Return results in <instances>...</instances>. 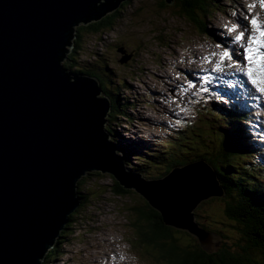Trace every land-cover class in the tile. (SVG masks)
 <instances>
[{
  "label": "water",
  "instance_id": "water-1",
  "mask_svg": "<svg viewBox=\"0 0 264 264\" xmlns=\"http://www.w3.org/2000/svg\"><path fill=\"white\" fill-rule=\"evenodd\" d=\"M122 1L0 0V264H42L79 207L77 185L88 172L136 190L204 249L219 245L194 218L199 204L224 195L217 172L199 162L155 183L124 178L105 135L110 103L96 80L72 82L59 64L74 26Z\"/></svg>",
  "mask_w": 264,
  "mask_h": 264
},
{
  "label": "rangeland",
  "instance_id": "rangeland-1",
  "mask_svg": "<svg viewBox=\"0 0 264 264\" xmlns=\"http://www.w3.org/2000/svg\"><path fill=\"white\" fill-rule=\"evenodd\" d=\"M154 1L132 0L128 6L123 7L122 11H120L119 17L111 32H105L106 34L96 36H83L79 41L82 47L76 51L78 53V59L81 63H89L90 60L98 58V61L93 67L103 74L104 80L110 82L109 89L111 91L117 89L119 80L122 82L126 74L129 75H127L128 79L134 75H141L140 77L134 78L135 81H143L139 89V94L145 93L160 97L162 93L166 92V86L173 87V83L169 80L168 71L172 66H176V60L181 57V59L188 61V57H193L195 51L196 54L200 51H205L209 54L211 51L215 50V44L222 39L219 35V25L222 22L224 24L227 23V21L229 22L227 19L229 14H223V12H228L229 9L235 7V5L238 7V10L239 6H241L243 10L246 11V3L251 2V0H216L218 10L214 7V4L212 5L208 2L213 6V10L210 13L205 15L202 14V19L198 16L201 21H197L194 17V19L191 18L192 20L190 19L187 21L186 18L175 16L173 12L168 13V11H166L165 13V11H162L160 7L157 6V4L160 3L159 0ZM175 4L176 2L174 1L172 6ZM118 9L119 7L117 10ZM114 11L115 10L112 12ZM121 15L123 17L120 19ZM198 17L196 18L198 19ZM203 23H205V29L203 28L202 33L199 27ZM81 24L84 25V23H78L74 27L77 28ZM73 37L74 38L70 40L72 45L70 47L71 51L72 47H74V32ZM119 47L125 48L127 52L133 54L132 60L126 64L127 66L125 67L118 62L122 57L120 53L116 52ZM218 50L216 49L215 51ZM65 62L66 61L62 60L60 64L62 65ZM186 67H188V64ZM89 68H92V66H89ZM156 82L160 84V88L156 89L154 87V83ZM198 93L195 99L196 103L193 104L195 107L203 103L202 101H198V99L204 100L200 90H198ZM118 95L128 96L130 94L126 89H123L120 90ZM140 101L142 102L143 100L140 99ZM163 106H165L163 102H158L157 108ZM137 110L136 113L138 115L139 112ZM242 110L244 111L245 107H243ZM203 111L206 112L207 115H212L211 108ZM164 112L165 111H160L158 115L159 121H163L162 114ZM172 116H174V113ZM189 118L190 114L188 112V119ZM155 124H158L157 116L154 117V125ZM218 124L221 126L223 121L218 120ZM197 126V123H195L193 126L185 129L180 139L174 138L172 134L169 135L168 133L155 130L159 135L158 138L160 141L168 143L170 146L176 145V147L171 146L169 149L175 164L179 165L182 164L181 162L185 161V157L188 156V153L193 151L190 150V147H193L199 156L205 152L204 156L200 157L205 160L203 162L207 165H210L208 160L218 158L220 151L216 153L213 146L211 147L207 144L206 139L200 137L205 140L203 147L206 148V151L202 150L200 144L196 142ZM228 127L229 124H226L223 129H228ZM119 132L120 136L117 138V142L123 140L125 137L123 133L124 128H120ZM141 132V137L146 140L150 139V130L146 131L141 128ZM246 138L249 137H245V139ZM127 139L128 138H126V140ZM244 148L250 149V146ZM157 150V145L150 149L147 159H149L151 155H156ZM254 159H257L259 162H255ZM226 166L228 172H230L229 166L231 165L227 162L219 165V169L225 168ZM151 168H153L152 174L156 176L155 180L164 177L161 173L162 170L158 171L155 167ZM178 168L179 167L176 169ZM252 168H254V171H251ZM239 170L241 171V173H239L241 178L248 182L249 185H257L251 177L253 175H260V172L262 174L261 181L264 182V160L259 153H254L252 157L246 158L242 164L236 166V172ZM92 173L102 175V179L100 180L92 176L94 179L85 183V187H92L95 189L96 196L92 203H88L85 206L88 208L87 210L81 211L79 208L76 212L77 221L74 225H69L68 228L70 230L66 236H63L64 238L61 241H63L62 247L64 252L58 260L55 261V264H97V260L105 258L104 256L112 257L111 246H113V244L117 246L124 257L127 256L125 255L127 253L129 257H132L131 245H136L134 239H137L136 236L140 237V235L136 231L133 239L132 231L127 228L136 225V223L131 221L128 214L121 212L118 207L128 206L129 209L133 210L136 205L135 200L133 196L130 195H115L111 189V180L106 174H102L101 172H88L85 177L92 175ZM142 199L146 200V198L143 197ZM223 199L224 198H219L215 202L206 199V201L199 204L196 208L197 210L194 211V218L198 226L199 224L207 226L205 228L199 227L200 230L218 237H226L230 239L231 242H234L239 235V231L237 225H233L235 222L228 220L223 214V210L227 207ZM146 202L148 201L146 200ZM203 203L205 204L200 207ZM148 204L149 206L151 205L149 202ZM127 222L129 223L125 227ZM71 230L74 231L72 232ZM189 234L190 233H188V236ZM188 236H183L178 241L184 245L188 243ZM122 239L129 249L121 243ZM194 243L197 244L195 240ZM156 253L160 256L158 249H156ZM138 256L144 261L141 263L139 260L135 259L136 264H166V262L161 260H159V262L153 261L147 254H140Z\"/></svg>",
  "mask_w": 264,
  "mask_h": 264
},
{
  "label": "trees",
  "instance_id": "trees-1",
  "mask_svg": "<svg viewBox=\"0 0 264 264\" xmlns=\"http://www.w3.org/2000/svg\"><path fill=\"white\" fill-rule=\"evenodd\" d=\"M131 1L132 0L122 1L121 7H119L118 10L116 9L113 13L107 14L102 19L97 18V20L87 22L75 28L77 33L73 42L74 53L68 56V63L63 64L67 71L78 72L88 77L95 78L100 82V88L102 89L104 99L108 98L112 105V110L110 112L111 120H107L105 135L107 141L113 145L116 143L118 126L124 127L122 122L125 118L131 121V116L127 112V105H129V103L126 104L121 96L118 95L120 90H127L129 88L127 85L128 82L123 80L122 83L119 80L117 89L111 91L109 89L110 82L104 80L103 74L93 67L98 61V58L90 60L93 63L91 65H88V63L83 65L75 54H78L76 51L82 47L79 41L83 36H96L111 32L119 17L120 11H122L123 7L128 6ZM214 1L215 0H175L176 4L172 6L167 4L166 0H159L160 3H158L157 6L160 7L162 11H165V13L166 11H168V13L173 12L175 16L186 18L187 21L191 18L201 21L198 16L202 19V14L205 15L210 13L213 10L212 5ZM223 13L229 12L226 11ZM122 17L121 15L120 19ZM196 17H198V19ZM203 28L205 29V23L199 27L202 33ZM89 66H92V68H89ZM125 66L127 65H123V67ZM220 116V114L214 115L213 117L216 118V120L206 119L202 133L207 144L211 147L213 146L216 153L220 151L218 158H212L213 161H208L216 171H219V180L227 194L223 199L227 204L226 209L223 210V214L228 220L235 222L233 225H237L239 231V235L234 242H231V240L226 237H221L217 250L216 248L204 249L192 235H189L190 237L188 236V231L183 232L184 230L182 231L181 229L168 225L164 222L161 213L153 206L150 205V207L146 200L140 198L132 191L125 189V186L123 187L113 176L110 178L111 183L115 185L111 188L115 195H130L133 196L135 200V208L131 210L126 206L128 211L126 214H133L136 216L133 221L136 225H132L131 227H133L132 230H136L139 233L140 237L136 236L137 239H133L135 243L142 241L133 246L137 247L142 243L152 244L151 247L155 251L153 257L157 261L161 260L166 262V264H264V189L259 183L258 185H249L248 182L241 178L239 172H236L234 163L239 164V159L246 155L247 152L240 148L241 138L239 135L234 134L230 130L223 129L226 124H229L230 127L231 123L228 119H226L221 126L218 125L217 120L222 117ZM117 123L118 125H116ZM202 125L203 124H201V126ZM125 139L126 137H124L123 140ZM204 139L200 138L197 134L195 140L200 144V148L206 151V148L203 147L205 142ZM164 146L167 147L166 144H164ZM190 149H193V151L188 153V158L179 165L173 162L169 148L157 152L156 155H151L149 159H147V155L144 157L141 156L142 158L138 159L139 163L135 165L132 164L133 156L130 155L134 150L128 152L127 159L124 156V152L117 151V155L120 157L121 163H123L129 173L141 175L145 180L153 181L156 179V176L152 174L153 168L151 167L158 166L159 161H165L167 173H171L178 166L205 161L200 157L204 156L205 152L199 156L193 147H190ZM226 162L231 165L229 166L230 172H228L227 166L219 169V165ZM92 176L97 180L102 179V175L92 173V175L86 176L78 183L77 198L81 204V211L88 209L85 206L90 203V197L95 194L94 188L85 187L87 181L94 179ZM95 196L96 195H94V197ZM218 199L219 198H213L210 201L215 202ZM76 215L77 213L70 216L71 222L66 226L67 233L70 230L68 228L69 225H74L77 221ZM200 226L201 228L207 227L204 224ZM65 234V232L61 234V239H59L54 248L48 252L43 264H54L62 255L63 241L61 240L64 238L63 236L67 235ZM183 236H188V243L184 245L178 241ZM194 240L197 244L194 243ZM156 249H158L160 256L156 253Z\"/></svg>",
  "mask_w": 264,
  "mask_h": 264
},
{
  "label": "snow or ice",
  "instance_id": "snow-or-ice-1",
  "mask_svg": "<svg viewBox=\"0 0 264 264\" xmlns=\"http://www.w3.org/2000/svg\"><path fill=\"white\" fill-rule=\"evenodd\" d=\"M257 5L264 12V0H251L242 16H238L235 10L231 13L234 19L222 26V39L215 44L219 51H211L203 57V62L210 65L214 73L239 75L244 78L241 83L250 84L252 91L264 97V20L255 12ZM203 79L207 82L209 78ZM186 82L187 87L181 88L182 92L196 88V84ZM200 91L206 93L208 88L202 87ZM198 94L193 92V95ZM249 95L252 93L249 92ZM214 98L221 100L222 96ZM181 123L180 120L176 121L178 125Z\"/></svg>",
  "mask_w": 264,
  "mask_h": 264
},
{
  "label": "clouds",
  "instance_id": "clouds-1",
  "mask_svg": "<svg viewBox=\"0 0 264 264\" xmlns=\"http://www.w3.org/2000/svg\"><path fill=\"white\" fill-rule=\"evenodd\" d=\"M200 52H201V51H200ZM215 106L218 107V104H215ZM218 108H219V107H218ZM241 109H242V108H241ZM223 115H228V114L224 113ZM206 119H208V116H207V117H204L203 119H201V122L199 123V129H200L201 131L204 130V127H205L204 122H205ZM201 124H203V125L201 126ZM227 130L235 131V133H236L237 135H239V131H241V133H243V132L246 131V128H245V127H242V128L240 129V125H239V123H237V122L235 121V122H233L232 124H230V127H228ZM239 136H240V135H239ZM240 138H241V136H240ZM241 140H242V138H241ZM245 147H248V145L245 146ZM189 165H191V164H189ZM197 224H198V223H197ZM199 227L201 228L200 224H199ZM189 235H191V234H189ZM192 236H193V237L199 242V244L201 245L199 239H198L196 236H194V235H192Z\"/></svg>",
  "mask_w": 264,
  "mask_h": 264
},
{
  "label": "bare ground",
  "instance_id": "bare-ground-1",
  "mask_svg": "<svg viewBox=\"0 0 264 264\" xmlns=\"http://www.w3.org/2000/svg\"><path fill=\"white\" fill-rule=\"evenodd\" d=\"M110 13H113V12L111 11V12H109L108 14H110ZM189 17H190V16H189ZM142 31H143V30H142ZM215 50H216V49H215ZM70 51H71V49H70ZM68 56H69V55L66 54L65 59L68 58ZM59 64H60V62H59ZM100 91H101V93H102V89H101V88H100ZM102 95H103V93H102ZM103 96H104V95H103ZM110 109L112 110V105H111V103H110ZM186 166H189V165H185L184 167H186ZM184 167H182V168H184ZM182 168H179V169H182ZM171 173H172V172H171ZM171 173H170V174H171ZM140 177H141L142 180L146 181L144 178H142L141 175H140ZM213 198H218V197H216V196H211V197H209L208 199L211 200V199H213ZM79 208H80V205H79V207L76 209L75 213L78 211ZM59 239H61V238H59ZM59 239H58V240H59ZM44 261H45V259L43 260L42 264L44 263Z\"/></svg>",
  "mask_w": 264,
  "mask_h": 264
}]
</instances>
